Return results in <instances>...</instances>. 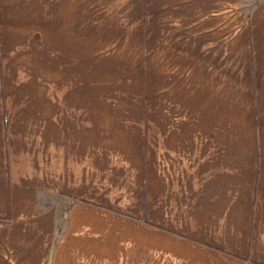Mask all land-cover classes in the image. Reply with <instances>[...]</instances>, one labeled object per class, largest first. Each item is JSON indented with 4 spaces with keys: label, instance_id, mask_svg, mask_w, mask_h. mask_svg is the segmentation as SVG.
Returning a JSON list of instances; mask_svg holds the SVG:
<instances>
[{
    "label": "crops",
    "instance_id": "obj_1",
    "mask_svg": "<svg viewBox=\"0 0 264 264\" xmlns=\"http://www.w3.org/2000/svg\"><path fill=\"white\" fill-rule=\"evenodd\" d=\"M0 264H264V0H0Z\"/></svg>",
    "mask_w": 264,
    "mask_h": 264
},
{
    "label": "rangeland",
    "instance_id": "obj_2",
    "mask_svg": "<svg viewBox=\"0 0 264 264\" xmlns=\"http://www.w3.org/2000/svg\"><path fill=\"white\" fill-rule=\"evenodd\" d=\"M258 1L259 0H241V2L243 4H245L246 7H250V6L254 5L256 2H258ZM42 12H45L48 15V7L45 8V10L43 8ZM120 84L121 83H110V85H109L110 86L109 94L110 95L138 94V91L135 90L134 87H131V92L132 91L133 92L130 93L129 92L130 91V87L129 88H124V87L122 88Z\"/></svg>",
    "mask_w": 264,
    "mask_h": 264
}]
</instances>
